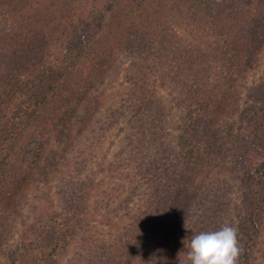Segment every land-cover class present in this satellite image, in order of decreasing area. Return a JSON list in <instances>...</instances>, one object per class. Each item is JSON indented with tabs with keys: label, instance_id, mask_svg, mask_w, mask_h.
<instances>
[{
	"label": "rangeland",
	"instance_id": "rangeland-1",
	"mask_svg": "<svg viewBox=\"0 0 264 264\" xmlns=\"http://www.w3.org/2000/svg\"><path fill=\"white\" fill-rule=\"evenodd\" d=\"M106 2L73 0L72 5L76 12L84 5L103 12ZM181 4L168 7V22L186 46L192 48L189 50L198 49L211 58L216 57L209 85L225 86L234 104H238L233 111L224 112V119L216 123L215 129L220 128L223 133L230 129L237 136L244 133V140L242 137L234 140L244 142L247 147L234 148L224 165L211 169L201 190L197 191L189 217L178 232L183 252L172 258V264L186 259L188 249L183 240H190L202 231L219 230L225 224L238 229L241 253L237 264H243L242 249L252 230L249 216L255 200L253 189L258 186L253 178L256 176L258 180L264 175V136L261 129L254 131L253 125L246 121L247 112L251 110L247 106L249 89L264 77V45L249 63L240 62L228 70L219 53L229 42L228 33L200 28L184 2ZM22 6L28 14L30 9L24 0L0 2V53L6 48L2 38L13 27V12ZM109 10L120 12L117 7ZM253 10L264 12V0H255ZM206 21L211 27L214 20ZM256 21L263 26L264 16L256 17ZM259 37L263 39V34ZM156 39L146 53L133 44L135 50L131 46L128 50L116 49L115 53L102 55L98 67H94L95 62L87 63L84 74L90 82L88 94L78 100L72 110L81 115L86 113L89 101L93 104L95 96L101 101L92 117L73 135L65 157L60 156V149L67 146L69 140L64 134L59 135L64 131V115L62 121L56 120L63 113L61 106H66L65 103L55 107L62 112L59 116L54 117L51 110H45L31 120L20 140L1 155L0 264H24L25 258L36 255V248H43L50 241L49 236L66 234L65 227L58 226L61 220L71 224L81 211L87 221L77 225L70 246L50 264H143V257L144 263L152 262L154 254L147 259V249L136 248L137 235L133 237L128 231L131 222L138 217H144L151 226L155 221L146 212L150 185L149 174L144 170L156 159L154 157L160 156L155 154L151 140L157 138L156 142L166 146L169 158L163 164L167 169L177 164L171 179L179 178L180 162L187 153V147L181 142L183 127L195 106L173 82L172 67L160 63L162 43ZM95 47L98 48V42ZM164 54L171 61L175 57L179 59L180 52L176 54L173 50ZM3 69L5 72L0 71L1 154L2 141L10 134L6 131L11 121L10 110L16 108L19 98L13 73L5 66ZM11 69L12 66L8 67ZM139 90L154 97L144 103V98L137 93ZM211 126L210 122L204 124L201 135L205 137L206 128ZM206 203L209 207L202 208ZM256 220L259 232L252 248L251 264H264V210Z\"/></svg>",
	"mask_w": 264,
	"mask_h": 264
},
{
	"label": "trees",
	"instance_id": "trees-1",
	"mask_svg": "<svg viewBox=\"0 0 264 264\" xmlns=\"http://www.w3.org/2000/svg\"><path fill=\"white\" fill-rule=\"evenodd\" d=\"M24 1L30 9L29 13L24 12V6L15 8L13 27L2 38L6 48L0 53V71L5 72V66L7 71L13 73L19 98L16 108L10 110V126L6 128L10 134L2 141L0 161L3 153L10 151L20 140L31 120L45 110H51L54 117L59 116L62 112L55 110V107L63 103L66 106H61L63 113L56 120L62 121L64 115V131H60L59 135L64 134L69 140L67 146L60 149V156L65 157L73 135L92 117L101 101L99 96H95L92 100L94 105L89 101L86 113L84 111L81 115L75 109L72 110L75 103L88 94L87 86L90 82L84 74L87 63L95 62L94 67H98L99 58L104 54L115 53L116 49L128 50L134 44L146 53L156 38V41L162 43L158 56L160 63L172 67L173 82L182 88L187 100L195 103L189 111L181 138L187 153L180 162L182 168L178 171L179 178L173 180L171 173L176 172L177 164L172 165L171 169L165 168L163 162L169 158L166 146L156 142L157 138L153 137L151 144L156 149L155 154L160 156L154 157L156 159L153 158L144 171L149 174L147 179L150 185L146 212L155 221L151 226L144 217H138L131 222L128 231L133 237L137 235L136 248L147 249V259L154 254L152 262L148 260L144 263L143 257V264H172V258L183 252L178 232L189 217L197 191L201 190L213 167L224 165L234 148L245 149L247 145L234 140L237 137L244 140V133L237 136L230 129L224 133L220 128L215 129L216 123L224 119V112L233 111L238 104H234L232 94L225 86L210 87L209 77L213 72V58L216 57L211 58L198 49L189 50L192 48L186 46L168 22L167 9L169 6H182L181 2H184V7L190 11L200 28H213L218 33L226 31V40L229 42H225L227 44L220 48L219 53L221 62L228 70L237 63H249L263 47L264 25H259L256 17L264 16V12L253 10L255 0H107L103 12L85 5L76 12L73 0ZM110 7L120 8V12L114 13L109 10ZM210 18L214 21L208 27L206 20ZM261 34L263 39L259 37ZM95 42H98V48ZM135 49L132 46V50ZM173 50L176 54L180 52L179 59L175 57L170 61L164 52ZM47 54L48 59L45 58ZM11 66L12 69L8 70ZM224 73L223 68L222 75ZM137 93L144 98V103L154 97L149 96L145 90ZM248 101L247 106L251 110L247 112L246 121L253 125L254 131L261 129L264 136V77L249 89ZM242 115L245 117V112ZM209 122L212 126L206 128L205 138L200 131ZM234 143L237 145L232 146ZM164 152L166 154L162 156ZM262 166L264 169V163ZM164 168L166 183L162 181ZM253 180L258 186L253 189L255 200L249 216L252 230L242 249L243 264L253 262L251 253L259 232L256 218L264 210V175L259 181L256 176ZM66 198V202H70L69 196ZM206 207H209L207 203L202 205V208ZM82 208L85 211L84 206ZM80 213L71 224L65 219L61 220L58 226H64L66 234L49 236L50 241L43 248H36V255L25 258L24 264H50L58 254L67 250L77 225L87 221L84 213Z\"/></svg>",
	"mask_w": 264,
	"mask_h": 264
},
{
	"label": "clouds",
	"instance_id": "clouds-1",
	"mask_svg": "<svg viewBox=\"0 0 264 264\" xmlns=\"http://www.w3.org/2000/svg\"><path fill=\"white\" fill-rule=\"evenodd\" d=\"M182 242L188 251L179 264H237L241 253L238 229L228 224L219 230L194 234Z\"/></svg>",
	"mask_w": 264,
	"mask_h": 264
}]
</instances>
